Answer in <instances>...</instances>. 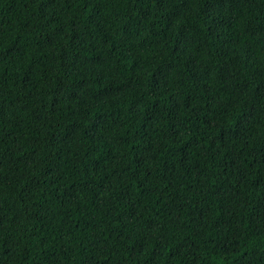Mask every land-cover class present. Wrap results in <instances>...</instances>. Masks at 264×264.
Masks as SVG:
<instances>
[{
	"label": "trees",
	"instance_id": "16d2710c",
	"mask_svg": "<svg viewBox=\"0 0 264 264\" xmlns=\"http://www.w3.org/2000/svg\"><path fill=\"white\" fill-rule=\"evenodd\" d=\"M0 264H264V0H0Z\"/></svg>",
	"mask_w": 264,
	"mask_h": 264
}]
</instances>
